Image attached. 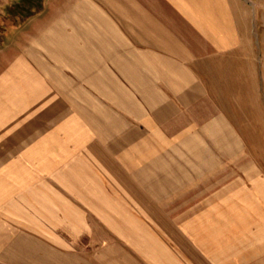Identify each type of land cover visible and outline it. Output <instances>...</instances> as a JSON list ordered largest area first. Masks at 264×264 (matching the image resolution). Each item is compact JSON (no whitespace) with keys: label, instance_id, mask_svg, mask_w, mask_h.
Segmentation results:
<instances>
[{"label":"crops","instance_id":"obj_1","mask_svg":"<svg viewBox=\"0 0 264 264\" xmlns=\"http://www.w3.org/2000/svg\"><path fill=\"white\" fill-rule=\"evenodd\" d=\"M31 1L0 14V264H264V174L212 85L236 0Z\"/></svg>","mask_w":264,"mask_h":264},{"label":"rangeland","instance_id":"obj_2","mask_svg":"<svg viewBox=\"0 0 264 264\" xmlns=\"http://www.w3.org/2000/svg\"><path fill=\"white\" fill-rule=\"evenodd\" d=\"M19 1L0 0V14L16 9ZM32 4L37 6L39 2ZM236 6L244 46L236 56L219 61L220 75L213 76L212 85L245 138L248 155L264 174V0H236ZM14 23L0 19V25L6 28Z\"/></svg>","mask_w":264,"mask_h":264}]
</instances>
